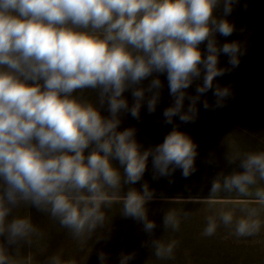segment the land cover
I'll return each instance as SVG.
<instances>
[{
    "label": "clouds",
    "instance_id": "obj_1",
    "mask_svg": "<svg viewBox=\"0 0 264 264\" xmlns=\"http://www.w3.org/2000/svg\"><path fill=\"white\" fill-rule=\"evenodd\" d=\"M238 2L0 0V264H18L21 246L31 247L43 237L31 215L20 213L23 208L47 215L83 244L98 229H108V213L119 205L123 217L141 223L151 236L156 224L146 205L155 191L147 182L139 189L133 185L142 181L149 158L153 180L171 177L177 169L183 178L196 171L197 145L173 118L195 123L198 104L214 111L234 98L230 86L215 81L237 68L246 54L241 41H217V34L229 37L236 31L227 17ZM221 55L228 57L227 67L219 66ZM162 75L172 98L164 123L173 127L162 143L145 149L135 128L119 130L121 116L139 120L145 106L154 113ZM194 84L193 95L188 89ZM86 91L97 94V103ZM209 91L212 104L201 99ZM239 168L214 179L209 196L235 191L252 198L243 203L264 208V187H254L264 181V150L244 153ZM203 199L190 198L194 203ZM241 211L236 219L231 211L209 216L203 234L213 236L221 225L236 237L258 234L260 209ZM162 223L165 231L179 230L171 210ZM108 238L101 234L97 241ZM13 246L15 254L9 251ZM141 246L150 247L159 260L173 258V244L162 239ZM97 256L107 264L103 251ZM134 258L135 252H121L119 264ZM46 264L77 262L53 254Z\"/></svg>",
    "mask_w": 264,
    "mask_h": 264
},
{
    "label": "rangeland",
    "instance_id": "obj_2",
    "mask_svg": "<svg viewBox=\"0 0 264 264\" xmlns=\"http://www.w3.org/2000/svg\"><path fill=\"white\" fill-rule=\"evenodd\" d=\"M216 14L222 15V9ZM227 19L234 24L236 31L229 37L217 34L218 43L241 41L246 54L241 57L237 68L218 77L215 82L230 86L234 98L227 101L226 107L214 111L205 110L202 104H198L195 123L183 124L178 117L173 118V124L178 125L179 130L189 135L197 145L196 171L183 178L181 170L177 169L171 177L153 180L149 158L142 181L133 185L139 189L142 183L147 182L150 189L155 191L156 198L146 205L149 219L156 224L151 236L143 231L141 223L123 217L119 205L108 213V229H98L83 244L72 239L66 229L47 215L34 208H23L20 213L31 215L43 237L34 241L31 247L21 246L18 264H46L47 258L53 254L60 255L65 262L75 260L77 264H100L97 256L100 251L108 256L107 264H119L121 252H135V258L129 264H264V208L251 202L243 203L252 198L238 196L235 191H221L209 196L214 179L242 171L239 159L244 153L264 150V0H239ZM204 48L205 45H201V49ZM227 61L228 57L221 55L219 66L227 67ZM160 79L164 87L154 113L149 114L145 106L141 109L139 120L128 113L121 116L119 130L135 128L136 139L145 149L162 143L173 127V124L164 123L163 111L171 105L172 98L166 77L162 75ZM147 83L144 82L145 86ZM188 92L195 94V84ZM84 95L97 103L95 92L86 91ZM124 95L131 105L133 99L130 92ZM205 98L212 104V91L201 99ZM187 103L185 101V106ZM102 114L108 115L104 109ZM169 179L173 181L171 184ZM254 187H264V181H258ZM190 198L204 199L194 203ZM244 207L260 209L258 218L262 227L258 234L236 237L231 229L222 225L213 236L203 234L209 216L218 218L221 212L231 211L236 219L244 214L241 211ZM169 210L175 212L180 221L177 231H165L163 227V216ZM185 212L188 213L187 217L184 216ZM101 234H107L109 238L97 241V236ZM151 239L172 243L173 258L159 260L153 256L150 247L141 246L142 242ZM9 251L15 254V247Z\"/></svg>",
    "mask_w": 264,
    "mask_h": 264
}]
</instances>
